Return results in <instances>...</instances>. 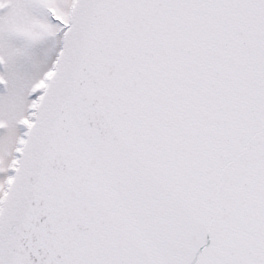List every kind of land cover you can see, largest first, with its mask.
Here are the masks:
<instances>
[{
	"label": "snow or ice",
	"instance_id": "obj_1",
	"mask_svg": "<svg viewBox=\"0 0 264 264\" xmlns=\"http://www.w3.org/2000/svg\"><path fill=\"white\" fill-rule=\"evenodd\" d=\"M0 264H264V0H0Z\"/></svg>",
	"mask_w": 264,
	"mask_h": 264
}]
</instances>
